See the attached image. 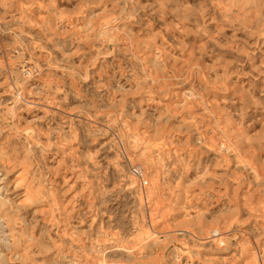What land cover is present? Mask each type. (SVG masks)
<instances>
[{"label":"rangeland","instance_id":"374dc122","mask_svg":"<svg viewBox=\"0 0 264 264\" xmlns=\"http://www.w3.org/2000/svg\"><path fill=\"white\" fill-rule=\"evenodd\" d=\"M0 264H264V0H0Z\"/></svg>","mask_w":264,"mask_h":264},{"label":"bare ground","instance_id":"6f19581e","mask_svg":"<svg viewBox=\"0 0 264 264\" xmlns=\"http://www.w3.org/2000/svg\"><path fill=\"white\" fill-rule=\"evenodd\" d=\"M158 54H159V53H158ZM147 136H148V135H147ZM148 137H149V136H148ZM150 141H151V138H150ZM147 145H149V138H147L146 135H145V136H143V137L140 139L139 143L133 147L132 150L137 151V150H139V149H141V148H144V147L146 148ZM147 147H149V146H147ZM218 148H219V147H218ZM136 162H137V161H136Z\"/></svg>","mask_w":264,"mask_h":264},{"label":"built area","instance_id":"2783aa9c","mask_svg":"<svg viewBox=\"0 0 264 264\" xmlns=\"http://www.w3.org/2000/svg\"><path fill=\"white\" fill-rule=\"evenodd\" d=\"M139 143V142H138ZM133 145L131 146V148L133 149V147L135 146V145H137V144H135V142L134 143H132Z\"/></svg>","mask_w":264,"mask_h":264}]
</instances>
